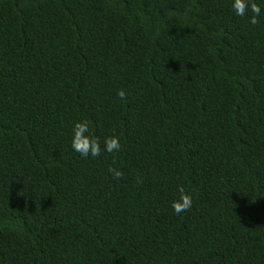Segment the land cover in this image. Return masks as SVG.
<instances>
[{"label":"trees","instance_id":"trees-1","mask_svg":"<svg viewBox=\"0 0 264 264\" xmlns=\"http://www.w3.org/2000/svg\"><path fill=\"white\" fill-rule=\"evenodd\" d=\"M255 2L0 0V264H264Z\"/></svg>","mask_w":264,"mask_h":264},{"label":"clouds","instance_id":"clouds-1","mask_svg":"<svg viewBox=\"0 0 264 264\" xmlns=\"http://www.w3.org/2000/svg\"><path fill=\"white\" fill-rule=\"evenodd\" d=\"M233 10L237 16H245L250 10L253 14L249 22L253 25L259 23L257 19L261 15V7L255 0H233ZM117 95L123 100L126 99V92L123 89L118 90ZM73 150L78 152L81 156L87 158L89 156L98 157L101 154V143L98 138L90 132L89 122L87 120L77 121L73 125V138L71 144ZM121 148L119 138L115 135L106 137L104 140V151L108 153L118 152ZM115 163V161L113 162ZM108 171L112 174L114 179H121L124 173L115 167H109ZM137 183H143L140 177H137ZM179 197L172 201V208L174 212L179 215L186 212L192 207V196L188 194L185 188L181 185L178 187ZM255 202V201H254Z\"/></svg>","mask_w":264,"mask_h":264}]
</instances>
